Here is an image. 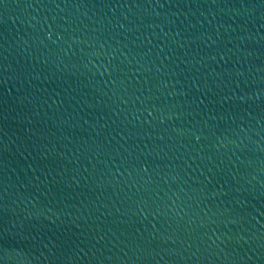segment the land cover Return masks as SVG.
I'll return each instance as SVG.
<instances>
[{"label":"water","instance_id":"obj_1","mask_svg":"<svg viewBox=\"0 0 264 264\" xmlns=\"http://www.w3.org/2000/svg\"><path fill=\"white\" fill-rule=\"evenodd\" d=\"M0 264H264V0H0Z\"/></svg>","mask_w":264,"mask_h":264}]
</instances>
